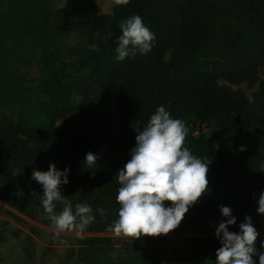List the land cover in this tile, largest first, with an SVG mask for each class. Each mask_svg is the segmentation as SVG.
Here are the masks:
<instances>
[{"label":"trees","instance_id":"obj_1","mask_svg":"<svg viewBox=\"0 0 264 264\" xmlns=\"http://www.w3.org/2000/svg\"><path fill=\"white\" fill-rule=\"evenodd\" d=\"M94 5L0 0V200L28 217L43 215V188L31 176L53 162L69 169L62 197L73 209L92 206L95 220L85 229L107 231L118 219L117 172L136 143L131 125H145L164 105L189 130L184 146L211 160L208 191L171 230L197 234L183 264H216L221 204L237 218L230 231L251 216L260 249L264 214L253 194L264 190V0H114L110 13ZM137 14L156 34L154 46L117 61L120 24ZM74 35L87 43H72ZM241 83L256 86L251 99L233 87ZM89 151L98 154L92 166L84 162ZM62 210L56 202L55 213ZM138 241L148 243L123 255L153 264V245L163 238ZM109 242L83 239L81 264L111 262Z\"/></svg>","mask_w":264,"mask_h":264},{"label":"clouds","instance_id":"obj_2","mask_svg":"<svg viewBox=\"0 0 264 264\" xmlns=\"http://www.w3.org/2000/svg\"><path fill=\"white\" fill-rule=\"evenodd\" d=\"M130 0H116L127 5ZM121 35L115 49L117 61L135 57L137 53L146 55L154 46L156 34L144 24L140 15H133L120 24ZM135 133V146L130 149V159L117 173L120 185L116 201L120 205L118 219L110 226L115 235L138 238L141 235L156 236L167 234L182 221L189 207L208 191V165L205 160L194 155L184 146L188 128L184 121L173 118L164 105L157 106L145 125H131ZM241 151L245 146L241 145ZM98 154L87 152L84 162L92 166L97 163ZM69 169L63 171L49 163L46 171L34 169L31 179L43 188L41 206L44 214L52 222L55 234L76 231L77 235L95 220L92 206L86 202L73 205L62 197L61 187L68 183ZM257 201V213L264 214V190ZM164 201L172 203L165 206ZM56 202L63 210L55 213ZM226 219L215 228V236L220 242L216 250V264H264V240L260 249L256 247L259 232L253 226L251 216H245L239 224V231L229 230L236 224L232 209L219 205ZM103 214V209H97Z\"/></svg>","mask_w":264,"mask_h":264},{"label":"rangeland","instance_id":"obj_3","mask_svg":"<svg viewBox=\"0 0 264 264\" xmlns=\"http://www.w3.org/2000/svg\"><path fill=\"white\" fill-rule=\"evenodd\" d=\"M61 4L75 0H60ZM78 1V0H76ZM85 1V0H83ZM97 13H110L114 0H93ZM72 43L85 44L87 40L81 35L70 38ZM258 76L264 80V67L259 68ZM245 91L249 99L256 86L246 83L234 85ZM0 264H81L78 248L83 239L89 236H104L109 238L111 262L99 261V264H132L124 252L131 248H139L145 243L138 238L117 236L110 229L103 232H90L86 229L77 235L76 231L55 234L52 222L45 214L28 217L19 213L5 201L0 200ZM197 234L185 231H170L159 234L162 242L154 244L152 255L157 259L153 264H183L193 253L192 238ZM151 236V235H141ZM140 236V237H141ZM115 258V260H113Z\"/></svg>","mask_w":264,"mask_h":264}]
</instances>
